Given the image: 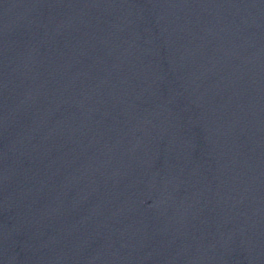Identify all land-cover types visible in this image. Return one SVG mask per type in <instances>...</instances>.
I'll return each instance as SVG.
<instances>
[{
	"label": "water",
	"instance_id": "95a60500",
	"mask_svg": "<svg viewBox=\"0 0 264 264\" xmlns=\"http://www.w3.org/2000/svg\"><path fill=\"white\" fill-rule=\"evenodd\" d=\"M0 183L111 264H264V0H0Z\"/></svg>",
	"mask_w": 264,
	"mask_h": 264
}]
</instances>
